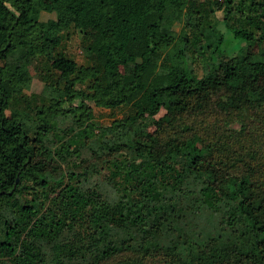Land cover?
<instances>
[{
  "label": "trees",
  "instance_id": "1",
  "mask_svg": "<svg viewBox=\"0 0 264 264\" xmlns=\"http://www.w3.org/2000/svg\"><path fill=\"white\" fill-rule=\"evenodd\" d=\"M74 26L84 65L59 50ZM227 31L245 43L234 56ZM194 48L210 50L200 77ZM38 57L42 102L7 115ZM263 105L264 0H0V264H264L263 155L185 123ZM93 107L128 108L98 146L117 198L58 163L93 138ZM69 117L79 130L53 146Z\"/></svg>",
  "mask_w": 264,
  "mask_h": 264
},
{
  "label": "rangeland",
  "instance_id": "2",
  "mask_svg": "<svg viewBox=\"0 0 264 264\" xmlns=\"http://www.w3.org/2000/svg\"><path fill=\"white\" fill-rule=\"evenodd\" d=\"M40 14L42 20H47L48 18L53 17V14L50 13V5L48 1L42 3ZM217 16L220 17L221 14L217 13ZM178 28L179 27H177L176 30ZM223 31L226 33L225 30ZM224 35L226 36V41L230 44V50H235L229 53L228 56H234L237 52L236 49L238 50L241 47H245V43L235 41L230 32L227 31V35ZM80 41V30L77 26H74L65 33L59 50L68 58L74 60L77 64L84 65L86 60L81 49ZM258 47V43H255L251 47V50L254 53H257ZM200 53H202V50L194 48L189 56V66L199 77L204 74V65L209 60L210 50L204 51L203 57ZM27 67L31 76L29 88L23 91V98H15L13 100L11 107L6 112L7 115L14 114L16 109L32 111L35 104H40L42 102L38 99L39 96H44L42 94L45 86L43 77L47 72V64L44 62V59L38 57L29 61ZM120 71L124 74H128L132 71V68L130 66H122L120 67ZM77 103L78 100L73 102L74 105H77ZM127 112V107H120L117 109H101L93 107V122L98 126L95 128L93 138L88 140L80 149L78 157H75L74 155L70 157L66 156L67 163H63L58 159V163L61 164V169L70 168L79 173L80 180L78 184H81L83 189H93L94 184H98L101 186L104 195L106 194L108 197L113 196L116 198L119 196V192L113 190L112 187L106 183V179L109 176V165L106 164L105 161L109 158L104 154L105 152H101V149L98 148V146H100L101 142L104 144V141L112 138L111 131L106 130V127L110 126L112 121L122 118ZM164 113V109H161L155 118H160ZM185 123L191 127L189 132L186 131L188 135L192 132H198L206 141H217L218 144L228 143L233 150L242 147L237 152L246 153L248 150L250 153L255 152V156L263 155L264 157V105L258 109L243 108L234 111L231 114H226L224 111L213 106L210 111L208 110L205 113L199 114V117L195 120L186 118ZM103 128H105V130ZM176 129L180 131V127L177 126ZM77 130H79V128L73 122L71 117L66 118L63 121L60 120L58 121L56 128L49 135L50 142H52L51 144L53 146L58 147L66 139H69L70 137L73 138V135ZM103 130L106 132L105 138L100 137V132ZM149 130L152 131L153 127H150ZM28 197V193L24 194V198ZM145 262L147 264H156V258L147 257Z\"/></svg>",
  "mask_w": 264,
  "mask_h": 264
}]
</instances>
